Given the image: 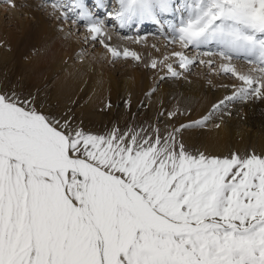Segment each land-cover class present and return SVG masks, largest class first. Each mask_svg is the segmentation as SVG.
Wrapping results in <instances>:
<instances>
[{
	"label": "snow or ice",
	"instance_id": "snow-or-ice-1",
	"mask_svg": "<svg viewBox=\"0 0 264 264\" xmlns=\"http://www.w3.org/2000/svg\"><path fill=\"white\" fill-rule=\"evenodd\" d=\"M50 7L58 19L83 22L86 39L112 61H140L109 43L105 20L84 0ZM107 16L121 29L167 24L171 42L207 49L200 55L219 56L221 71L241 82L226 101L264 98V0H116ZM171 55L182 69L196 63ZM234 59L251 70L238 71ZM209 119L164 135H96L39 111L31 94L0 92V264H264V154L187 150L179 134Z\"/></svg>",
	"mask_w": 264,
	"mask_h": 264
},
{
	"label": "bare ground",
	"instance_id": "bare-ground-1",
	"mask_svg": "<svg viewBox=\"0 0 264 264\" xmlns=\"http://www.w3.org/2000/svg\"><path fill=\"white\" fill-rule=\"evenodd\" d=\"M23 2L29 6L28 11L37 15H34L37 22L34 28L46 36V41L52 45L51 51L42 58L27 56L24 58L25 56L23 57L21 54L23 50L17 52L18 39L15 30L7 27L4 15L0 14V63L8 64L4 70H7L9 74L17 70L22 71L25 81L31 76L29 84L31 89L45 81L50 72H57L59 76L55 82L59 84L60 89L55 93L53 99L65 109H71L69 106L73 104V106L79 105V108L86 113L97 112V110L106 112L109 103L111 104L116 98L127 94L132 98L134 104L142 100L145 105L152 108V111L157 110L163 115L162 120L166 121L173 129L210 116L205 127L187 128L179 134L187 145L197 151L219 157H224L228 152L246 154L254 151L256 154H264V98L226 101V97L232 96L239 87L231 91L232 89L229 90L225 83H221L222 81H206L203 73H201L200 79L181 76L182 78L178 80L176 77H172L170 73H167L166 65L171 64L174 67L176 63L179 64V58L171 55L173 52H184L178 42H176L178 44L176 51L169 52L166 49H160L157 54L151 55L146 50L140 49L139 46H134V49L130 48L128 44L120 40L119 35L107 27L112 38L109 43L121 49L128 48L136 51L141 57L142 66L151 65L153 60L157 61L156 68H162L164 71V75L155 80L152 88L149 87L147 78L136 72L133 73V76H126L122 80H118L111 73L97 68L96 62L92 59L83 60L80 52H75L73 43L66 37L57 35L61 28L60 23L57 21L53 27H50L42 14L45 12L47 17L52 16L50 6L44 7L40 13L38 10H33L37 5L36 2L30 0H23ZM7 4L6 0H0V13L8 10ZM38 4L43 5L41 2ZM146 23L148 22L144 24ZM26 24L19 23L18 25L20 29L22 28L23 33L35 30ZM144 24L142 25L144 26ZM151 25H154V28L161 27L156 24ZM116 28H119L118 24ZM119 30L124 31L121 28ZM133 35L135 34L133 33ZM121 45L122 47H120ZM202 52L198 51L195 55ZM106 55L101 52L99 59H104ZM73 56L80 61L82 69L74 67ZM166 56L168 59L165 61ZM192 56L188 57L192 58ZM172 57L174 61L170 60ZM200 59L215 60L217 71H221L220 65L224 63L219 56H209L208 59H205L201 55ZM160 61H164V63L161 64ZM232 64L240 72L251 70L246 64L242 65L240 62L236 64L232 62ZM183 70L186 71L188 68ZM221 101H225V103L221 105L220 110L213 111L214 105ZM130 109L131 106L126 105L122 107L121 111L125 113ZM169 113H175V115L169 118ZM216 124H220V127H215Z\"/></svg>",
	"mask_w": 264,
	"mask_h": 264
},
{
	"label": "rangeland",
	"instance_id": "rangeland-1",
	"mask_svg": "<svg viewBox=\"0 0 264 264\" xmlns=\"http://www.w3.org/2000/svg\"><path fill=\"white\" fill-rule=\"evenodd\" d=\"M12 1L15 3L14 6H10L8 3V10H5L4 12L1 11L0 14H2V16L4 15L3 18L7 27L13 28V30H15L16 37L18 39L17 52L19 53L20 50H23L21 54L23 57L25 56L24 58H26V56L31 58L45 57L48 53H50L52 45L46 41L45 35H42L40 31L34 28L35 23H37L35 21V16L37 15L28 11L29 6L24 4L23 0H11V3H13ZM30 1L37 3L33 10L35 9L39 12H42L44 10L43 8L50 6L51 3V1L47 0L43 2L41 0ZM38 2H41L43 5L40 6ZM109 6L114 9L116 4H109ZM44 13L45 12H42L43 17L50 27H53L57 21L60 23L59 25L61 28L59 29V33L57 35L66 37V39L73 43L75 45V52L79 51L83 60L88 61L92 59L96 62L95 66L97 68L111 73L118 80H122L126 76H133V73L136 72L144 78L146 77L149 87L152 88L155 80L164 75L162 68H152L149 64L142 66L140 61H135L132 59H118L112 61L110 55L99 43L86 39L88 33L84 26L77 25L78 23L73 24L71 20L64 21L63 19H58L53 15L47 17ZM93 16L95 15L93 14ZM164 19H166V17H164ZM19 23H27L26 25L28 27H32L35 30L23 33L22 28L20 29V27H18ZM107 27L115 34L119 35L120 40L128 44L130 48L134 49V46H139L140 49L146 50L151 55L157 54L158 50L160 49H166L169 52H173L178 48L177 43L171 42V37L168 39L169 41H166L160 37H155L148 34L137 36L132 34L131 36H127L123 31H120L119 28H116V30H118L120 33L116 32L108 24ZM122 33L124 35H122ZM128 37H131V39H128ZM137 37L140 38L139 43L136 42ZM120 47H122V45ZM100 51L103 53V55L105 53L107 54L104 59H99L101 54ZM184 52L187 56L193 55L192 58L196 59V63L189 65L188 70L186 71H182V69L179 67V64L176 63L173 68L175 71L180 73V75L176 77L178 80L184 76L188 77L189 79H200V76H202L201 73H203L206 81H222L221 83H225L229 90L232 89L231 91L241 86V82L231 74H225L220 70L217 71L215 60H211L213 63L210 66L207 65V61H205L204 64H201L199 62L201 60L200 53L197 54V56L195 55L198 53V51L195 52L191 47H189L188 49H184ZM203 57H205V59L209 58V56ZM73 58L74 67L82 69V65L80 64V61L77 59V57L73 56ZM170 60L174 61V58L172 57ZM232 62L235 64L238 62H240L242 65L246 64L247 67H250L249 69H251V65L248 63H243L237 60H233ZM7 65L8 64L6 62L0 63V92L16 91L22 96L31 94L36 98V107L39 111L57 118H71V121L74 125H78L86 132L96 135H105L113 129H119L122 132L129 129H144L146 133L154 134V130L159 129L160 134L164 135L173 130V128H170L166 121L162 120L163 115L157 110L152 111V108L149 105H145L142 100H139L137 104H134L132 98H130L127 94L121 95L118 99L116 98L115 101L113 100L111 102L112 105L109 103L106 112L97 110V112L92 111L86 113L79 108V105L73 106V104L69 106L71 109H65L62 105L59 104V106L58 103L53 99L55 93L60 89L59 84L55 82V79L59 76L57 72H50L45 81H43L40 85L32 87L33 89H31L29 84L31 83L30 78L32 77L29 76L30 78L25 81L24 75L20 70L13 71L9 74L7 70H4L7 68ZM167 73L169 74L168 71ZM126 105L129 107L131 106V109L130 111L122 113V107ZM178 139L185 145L187 150L191 152L197 151L195 148H191L190 145H187L183 137L180 135L178 136ZM230 153L231 152L226 153L225 156L229 155Z\"/></svg>",
	"mask_w": 264,
	"mask_h": 264
}]
</instances>
